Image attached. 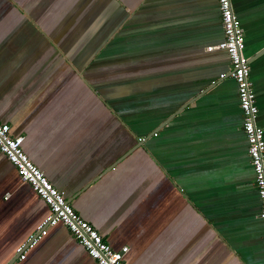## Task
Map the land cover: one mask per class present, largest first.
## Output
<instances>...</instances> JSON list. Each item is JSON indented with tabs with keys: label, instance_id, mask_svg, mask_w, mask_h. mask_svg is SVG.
<instances>
[{
	"label": "crops",
	"instance_id": "obj_1",
	"mask_svg": "<svg viewBox=\"0 0 264 264\" xmlns=\"http://www.w3.org/2000/svg\"><path fill=\"white\" fill-rule=\"evenodd\" d=\"M264 139V0H234ZM216 0H0V122L126 264H264ZM0 152V264H96Z\"/></svg>",
	"mask_w": 264,
	"mask_h": 264
},
{
	"label": "built area",
	"instance_id": "obj_2",
	"mask_svg": "<svg viewBox=\"0 0 264 264\" xmlns=\"http://www.w3.org/2000/svg\"><path fill=\"white\" fill-rule=\"evenodd\" d=\"M223 40L215 45L223 49L229 60L226 73L236 84L238 106L241 111V130L246 140V151L254 172V186L259 200L258 217L264 225V139L261 127L256 123L257 106L249 80V61L244 54V35L237 15L233 11L234 0H216ZM21 135H10L9 125L0 122V152L14 166L19 178L48 208L47 215L37 224L34 231L16 248L17 258L23 259L28 249L46 234L47 229L62 224L75 241L96 264H126L123 256L127 246L113 249L94 227L84 220L67 202L64 194L54 187L22 150Z\"/></svg>",
	"mask_w": 264,
	"mask_h": 264
},
{
	"label": "water",
	"instance_id": "obj_3",
	"mask_svg": "<svg viewBox=\"0 0 264 264\" xmlns=\"http://www.w3.org/2000/svg\"><path fill=\"white\" fill-rule=\"evenodd\" d=\"M254 93V92H253ZM73 238V237H72ZM74 239V238H73ZM75 240V239H74Z\"/></svg>",
	"mask_w": 264,
	"mask_h": 264
}]
</instances>
